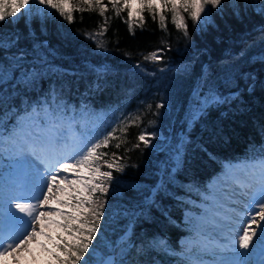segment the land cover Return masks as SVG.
Here are the masks:
<instances>
[{"label": "trees", "instance_id": "16d2710c", "mask_svg": "<svg viewBox=\"0 0 264 264\" xmlns=\"http://www.w3.org/2000/svg\"><path fill=\"white\" fill-rule=\"evenodd\" d=\"M102 2L104 16L96 6L80 11L87 8L82 0H69L71 22L36 4L31 13L20 9L0 21V144L33 106L73 114L93 141L115 130L118 139L98 151L109 162L116 153L124 171L101 167L112 179L105 181L106 194L92 197L104 208L95 251L86 258L101 264L116 253V264H192L181 243L193 236L185 212L199 210L227 163L264 159V0H222L198 22L191 9L178 8L187 35L162 0L155 19L140 0L130 7L121 0L119 15L109 0ZM105 17L107 30L91 38ZM153 52L162 59L145 60ZM142 133L148 145L138 140ZM76 211L71 206L68 214ZM61 219L59 225L67 223ZM59 232L60 244L62 235L71 239L62 226Z\"/></svg>", "mask_w": 264, "mask_h": 264}, {"label": "snow or ice", "instance_id": "6c2138e0", "mask_svg": "<svg viewBox=\"0 0 264 264\" xmlns=\"http://www.w3.org/2000/svg\"><path fill=\"white\" fill-rule=\"evenodd\" d=\"M82 3L86 5L87 8H80V11L91 10L93 6H96L99 8V14L104 16L107 6L103 4L102 0H82ZM109 3H111L112 7L115 9L116 15H119L121 11V0H109ZM140 3L153 13V19H155V11L157 7H159L157 0H140ZM162 3L165 7L169 4L171 5V11L173 12L172 22L177 28H183L184 34L187 35V24L184 22V17L179 15L178 8H183L185 11L191 9L190 17L194 22L201 20V13H204L207 8V14L204 16V20L207 21L211 15V9L218 8L222 0H162ZM33 4L44 5L45 9H56L59 11L60 15L69 22L73 20L69 0H31V3L29 0H10L7 4V8L10 10H6L5 0H0V21H4L7 16L15 17L20 9H24L26 14L31 13ZM123 4L125 7H130V0H123ZM36 11L39 12L40 9H36ZM262 11H264V9H262ZM129 15L131 16V11ZM140 19L143 21L142 16ZM159 19L161 27H164V15H160ZM106 24L107 17H105L104 24L100 26V31L95 34L89 33V36L95 38V36L103 35L107 30L105 27ZM3 43L4 41H0V45ZM8 43L12 44L15 43V41L10 39ZM97 46L103 47V44L98 42ZM160 59H162V57L158 52H153L149 56H145V60L157 61ZM216 102L220 103L221 100L216 98ZM223 102H227V100L225 99ZM162 106L163 105H158L157 107ZM125 130L126 129H121V132L123 133ZM114 131L108 133L103 140H99L98 142H89L83 146L72 144L70 155L61 156L52 163L51 171L47 175L46 182L41 186L39 194L30 196L36 203L18 202L17 198H23V196L15 192L9 193L8 199L5 201L4 194L0 192V213L6 216L11 225L8 234L5 235L3 232H0V259L9 255H11L13 259H19L18 253H30L32 249L28 247L29 242L37 236L47 235L44 231L46 215L49 218V223L53 222L51 220L52 215H63L67 223L63 225L58 224L57 226H62L65 232L70 234L71 239L62 235L61 239L64 242L62 244H55V247L60 249L65 255L62 256L61 252L52 251L44 245H41V247L44 248L45 252H49L54 256L55 259L59 261V264H82V262L83 264H92L91 256L89 255L86 258V254L90 252L94 253L95 251L91 246L93 245L94 238L98 234L104 208L103 203L97 204L92 197L96 193L106 194L108 192V187L105 181H110L112 179V172L101 171V167L106 165L109 169L115 167L121 172L124 171V168L116 163L117 159H119L116 153H112V162H109L103 161V157L107 156L108 153L98 151L102 147H107L110 139H118V137L114 135ZM138 140L142 141L145 145L149 144V139L143 133L138 136ZM61 144L65 148L70 147L69 142L66 140L61 141L59 138H53L51 141V145L54 146H59ZM115 147L119 149L121 144L117 143ZM135 147L139 148L140 144H136ZM21 151L27 155L40 159L41 154L46 153L48 149L44 145L37 146L29 144L27 148ZM100 161H103V164L98 163ZM75 171H86L88 178L86 179L85 176H79L75 181H69V177L64 175L65 173ZM65 181H69L71 188H58V191L66 197L61 200V203L75 201L72 206L77 210L76 213L69 215L68 213H60L58 210L55 213L41 211L40 209L48 205L54 195L53 186L57 184L64 185ZM72 189L75 190L73 191ZM13 200L17 202L13 203ZM85 205H88V207H85ZM247 207L249 208L247 214L248 219L241 218L238 222H233L234 230L238 229L237 235L239 239L236 243H238L240 248L248 249L249 245L254 243L253 237H257L256 242L264 246V224L257 221V217H259V221H264V174L261 175L259 187L256 189L253 201ZM13 209L16 211H13ZM17 211L23 213L24 216L30 219H25L24 216H18L16 214ZM82 216L84 217L83 219L81 218ZM249 219L251 223H249ZM37 224L40 225L39 231L36 228ZM253 224L256 225V228L252 227ZM48 239L52 240V237L49 236ZM160 243H163V241H160ZM109 264H112V262L109 261Z\"/></svg>", "mask_w": 264, "mask_h": 264}, {"label": "rangeland", "instance_id": "374dc122", "mask_svg": "<svg viewBox=\"0 0 264 264\" xmlns=\"http://www.w3.org/2000/svg\"><path fill=\"white\" fill-rule=\"evenodd\" d=\"M55 114H57V116H54L53 111L47 107L37 109L31 114L29 120L19 130V133L12 141H9L8 138L3 139L5 160L11 162V164L3 165L0 170V192L3 193V189L5 190L6 187L11 188V183L16 182L18 184V190L20 191V193H22L23 196V198H17L18 202L25 203L24 201H22V199H26L27 203H36L35 200L30 198L31 193L28 192V185H20L22 180L21 177L24 178V175L29 172L26 165V155L21 150L23 149L24 143H26L25 141L30 138L31 132L33 130L44 128V126H49L52 121L50 122L46 120L47 118L54 119L55 121L54 128L57 132V136H55V138H59L61 140L62 132L59 125H61L62 120L65 123L68 122V124L72 125L71 127L73 128V130H76V123L74 122L73 116L64 112H58ZM45 120L47 122H44V124L42 125L41 121ZM72 142L76 143L79 146H83L84 144H88L89 142H91V140L87 135H78L77 132H74ZM234 165L235 166H233V169H230L229 171L226 167L227 169L224 175L217 177L209 183V194H207L206 200L199 207L198 212H185L184 214V221L187 227L194 233V238H184L182 240V244L188 255L192 256L193 252H198L197 255H195L193 264H224V259L225 264H256L257 262L264 260V246L256 242L257 237H253L254 243L250 244L248 249L240 248L238 246V243H236L237 247L233 246V248H231L230 250L224 251V249L220 250V248H216V246H214L217 240L212 237L214 235L209 229L210 227L205 228V226H202L201 224L199 225V221L206 218V215L212 217V215L209 213L210 210H215L218 214L217 217H212L211 224H214V222L217 221V218H219L220 222H223V224H230L228 222L229 218L234 217L235 219L239 220L241 219V213L245 216L248 214L249 208L247 206L253 201V193H247V195L250 197L249 201H251L247 203L246 211L245 213H243L242 208L238 207L237 205H235V207L233 205H229L227 201L225 203L226 209L221 208L219 205L220 198L224 196L226 199V197L228 198L229 194L227 193L225 188L219 191L218 189L220 188L221 183L226 180H232L231 183L234 185L236 184V182H238L239 185L235 186H239L240 188L244 189L246 186L244 185V179L242 178V176L246 171L250 172L254 170L256 173L254 175L259 176L260 179L261 175L264 174V161L259 163L241 162ZM64 175H67L69 177V181H75L79 176H85L86 179L88 178L86 171L69 172L65 173ZM69 181H65L64 185L58 184L59 186L54 188V190L56 191V196L50 200V203L48 205H45L43 208H41V211H45L46 213H55L57 210L59 212H63L66 211L69 206H71V202L73 201H71L70 203H61V200L65 199L66 197L64 194L58 191L59 187L71 188ZM72 190L74 191L75 189ZM23 192H25L27 196ZM4 199L5 201H7L6 198ZM12 202L15 203L17 201L14 200ZM13 211L16 210L13 209ZM16 214L18 216H24L23 213H19L18 211L16 212ZM24 218L30 219L26 216H24ZM51 220L53 222L49 223V218L46 215L44 231L45 233H47V235H40L31 240L33 243H35V247H31L32 251L30 253L20 252L19 259H13V257L9 255L6 258L0 259V264H55L54 260L51 259V254L49 252H45L44 248L41 247V245H44L48 249H51L53 251L54 245L57 244L56 236L59 233L57 224L60 223V216L52 215ZM257 221L261 224H264V221H259V217H257ZM249 223H251L250 219ZM8 224L9 222L6 216L3 213H0V232L6 234L3 226H7ZM39 227L40 225L38 224V226H36L37 230ZM203 227L205 229H203ZM252 227L256 228V225L253 224ZM229 235L231 237L230 244L233 245L236 242L235 240L238 236L234 233ZM49 236L52 237V240L48 239Z\"/></svg>", "mask_w": 264, "mask_h": 264}, {"label": "bare ground", "instance_id": "6f19581e", "mask_svg": "<svg viewBox=\"0 0 264 264\" xmlns=\"http://www.w3.org/2000/svg\"><path fill=\"white\" fill-rule=\"evenodd\" d=\"M46 120L48 121H52V123L44 128L41 129H37V130H33L31 132V136L30 138H28V140H26L23 146V149L27 148V146L29 144H33V145H44L48 151L46 152L49 157L46 160L45 158H42V154L40 156V159H37L36 157L30 156V155H26V165L28 167V171L25 175L24 178L21 177V184H27L28 185V191L31 193V195L33 194H39L41 186L46 182V178L47 175L50 173L51 171V165L52 163H54V161L61 157V156H65V155H70L71 153V145L72 144H76L74 142H72V137H73V132L71 131V126L70 124H68V122H64L63 120L61 121V125L60 129H61V141L66 140L69 142L70 147L65 148L62 144L59 146H54L51 145V141L53 140V138H55V136H57V132L56 129L54 128L55 125V121L54 119L51 118H47ZM41 121L42 125L44 124V122L47 121ZM77 145V144H76ZM47 157V156H46ZM43 161V162H41ZM233 166L235 165H228V171L230 169H233ZM245 168V167H244ZM256 174L254 170L252 171H246L245 174L242 176V178L244 179V185L246 186L244 189L240 188L239 186H235V185H239L238 182H236V184H232L230 180H226L223 181L220 185V188L218 189L221 190L223 188L226 189L228 195V198L224 196H222L220 198V207L223 209H226V201L229 205H233L235 207V205H237L238 207L243 209V213H245L246 211V206L247 203L250 202L249 201V196L247 195V193H253V196L256 194V189L257 187H259V176L254 175ZM62 178V177H61ZM220 184V183H219ZM12 187H6L5 190L3 189V194H4V198L8 199V195L11 192H15V193H19L18 190V184L16 182H12L11 183ZM59 185H54L53 186V197L54 198L56 196V191L54 190V188L58 187ZM246 193V194H245ZM14 201V200H13ZM222 202V203H221ZM230 209V208H229ZM235 212V211H233ZM209 213L212 215V217H217L218 214L217 212L214 210H210ZM254 214V212H253ZM212 217H209L208 215H206V218H204L203 220L199 221V225L201 224L202 226H205V228L210 227L209 229L212 231L213 235L212 237H214L217 242L214 244V246H216V248H220L224 249V251H228L231 248H233V246H236V242L231 245V237L229 234H236L238 232V229L234 230V223L233 222H238L239 220L235 219L234 217L229 218L228 222L230 224H223V222H220V219L217 218V221L214 222V224H211V219ZM241 218L244 219H248L247 215H243L241 213ZM204 224V225H203ZM206 224V225H205ZM38 226V224L36 225ZM8 227H11L10 224H8ZM203 227V229H205ZM40 227L38 228L39 231ZM242 234V233H241ZM238 236V235H237ZM239 239V236L236 238L235 241H237ZM28 246L31 248L35 247V243H33L32 241L29 242ZM237 247V246H236ZM18 256H20V253H18ZM6 258V257H5ZM219 258V257H218ZM224 264H225V259H224ZM256 264H264V260H261L259 262H257Z\"/></svg>", "mask_w": 264, "mask_h": 264}, {"label": "water", "instance_id": "95a60500", "mask_svg": "<svg viewBox=\"0 0 264 264\" xmlns=\"http://www.w3.org/2000/svg\"><path fill=\"white\" fill-rule=\"evenodd\" d=\"M128 236H130V230L127 232V234L122 238L121 242L126 239ZM109 261L112 262V264H115V256H108L105 261L102 264H109Z\"/></svg>", "mask_w": 264, "mask_h": 264}]
</instances>
